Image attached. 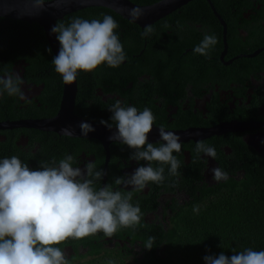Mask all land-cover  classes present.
<instances>
[{
	"label": "flooded vegetation",
	"instance_id": "1",
	"mask_svg": "<svg viewBox=\"0 0 264 264\" xmlns=\"http://www.w3.org/2000/svg\"><path fill=\"white\" fill-rule=\"evenodd\" d=\"M130 1L143 6L160 0ZM119 16L134 24L114 30L126 58L115 68L102 63L93 72L78 71L74 115L98 124H102L101 120L108 121L115 126L108 108L116 99L141 111L148 107L155 116L152 131L158 132V127L164 125L166 131L180 137L181 151L173 153L181 162L176 181L179 184L184 174L190 175L197 195L204 185L211 187L217 183L212 179L214 167L228 175L229 170L236 168L235 176H241L244 173L239 167L241 159L264 155V0H188L147 23L153 29L147 36H142L146 25ZM74 17L72 14L66 18L65 25ZM8 26L24 31L27 24L22 20L9 24L3 19L0 76L6 72L19 74L27 99L0 94V159L15 155L34 170L65 155H72L73 167L81 169L85 162L93 161L97 170L104 171L102 180L94 187L108 184L122 193L131 191V203L138 204L142 213L140 224L120 228L110 238L102 232L86 236L78 245L68 238L60 248L67 258L76 256V263L93 257L88 240L93 246L108 249L129 246L139 257L143 239H133L135 233L141 235L137 229L143 228L144 223L161 224L166 229L172 205L188 202L190 193L177 185L175 190H169V182L157 189L156 183L149 182L141 191L115 184L117 177L131 174L136 167L146 164L130 159L131 152L118 145L119 141L103 142L94 137L15 125L20 120L55 117L64 83L52 62L40 58L34 45L23 44L22 32L9 31ZM206 33L218 40L209 58L193 52ZM182 131H187L185 136L180 135ZM156 135L148 136V141L159 146L162 141ZM197 141L214 147L215 159L198 154ZM152 166L170 167L155 161Z\"/></svg>",
	"mask_w": 264,
	"mask_h": 264
},
{
	"label": "clouds",
	"instance_id": "2",
	"mask_svg": "<svg viewBox=\"0 0 264 264\" xmlns=\"http://www.w3.org/2000/svg\"><path fill=\"white\" fill-rule=\"evenodd\" d=\"M31 4L39 9L45 0H31ZM128 15L137 20L144 13L133 7ZM117 28V21L107 14L102 20L74 17L68 25L56 23L51 28L60 45L52 64L64 84L75 82L78 71L93 72L102 63L115 68L125 60L123 45L114 31ZM152 31L151 25H146L142 36ZM217 43L215 35L206 33L193 52L209 58L211 48ZM23 84L19 74L6 72L0 76V94L26 100ZM108 110L116 129L109 139L131 149L130 159L146 162L131 174L117 177L115 184L141 191L149 182H163L164 167L153 168V161L170 165V175L178 174L181 162L173 153L181 151L180 137L160 125L158 134L162 143L154 146L149 142L148 134L155 121L151 109L145 107L141 111L135 106H124L116 99ZM101 123L110 129L113 127L108 121L101 120ZM79 129L85 137L95 130L87 122H81ZM73 131L70 126L61 129L66 135H72ZM195 151L216 157L215 148L203 141H197ZM74 162L72 155H65L59 161L44 162L34 170L15 155L0 159V264H71L67 253L53 245L98 232L110 238L120 228L140 224L142 213L138 204L131 203V191L122 193L108 184L95 188L104 171L97 170L93 161L85 162L83 169L73 167ZM211 172L214 181L228 179V174L219 167L212 168ZM193 211L198 212L199 207L194 206ZM144 247H152L151 237ZM234 253L231 256L222 252L217 256L205 255L203 260L205 264H264V250L246 248Z\"/></svg>",
	"mask_w": 264,
	"mask_h": 264
},
{
	"label": "trees",
	"instance_id": "3",
	"mask_svg": "<svg viewBox=\"0 0 264 264\" xmlns=\"http://www.w3.org/2000/svg\"><path fill=\"white\" fill-rule=\"evenodd\" d=\"M145 2V0H133ZM100 13V15H98ZM74 14L86 20L100 19L103 15H111L118 23V29L130 28L133 23L121 18L116 12L107 7H84L72 11L58 19L56 23H66L65 19ZM3 19L7 23L17 22L11 18H0V27ZM27 24L24 31L20 27L8 26L7 30L16 33L22 32L21 39L26 46L34 45L40 58L52 62L53 56L48 51L49 46L45 39L43 28L36 22L22 21ZM121 32V31H120ZM2 32L0 31V34ZM2 40V39H1ZM127 147L124 144H118ZM128 151L132 152L128 147ZM122 156V155H120ZM244 173L236 177L233 170L227 180H220L211 187L204 185L196 193L194 180L184 174L178 184L176 176L169 174V167L164 168V180L156 183V189L169 182L173 191L176 187H185L190 193V200L183 204L174 203L166 229L161 224H143L135 233L133 239H143L139 257L129 246H115L108 249L106 246L89 244L93 257L82 263H76L74 257L68 258L71 264H205V255L217 256L221 252L227 256L234 252L252 248L254 251L264 250V155L249 156L241 159ZM168 180V181H167ZM177 185V186H176ZM176 186V187H175ZM188 186V187H186ZM168 189V188H167ZM138 203V200L135 201ZM194 206L199 211H193ZM143 235V236H142ZM152 238V247L145 248V243ZM84 240H76L72 244L78 245ZM62 242L56 245L59 247ZM98 254V255H97ZM96 255V256H95ZM130 257V258H128ZM131 260L132 263L128 261Z\"/></svg>",
	"mask_w": 264,
	"mask_h": 264
},
{
	"label": "water",
	"instance_id": "4",
	"mask_svg": "<svg viewBox=\"0 0 264 264\" xmlns=\"http://www.w3.org/2000/svg\"><path fill=\"white\" fill-rule=\"evenodd\" d=\"M188 0H160L152 5H137L130 0H49L45 1L42 8H33L31 0H0V17L11 18L14 20H22L27 22H36L44 30L46 40L53 55H57L59 51V42L56 39V34L51 32V28L56 24L57 19L64 15L88 6H103L107 7L119 15L136 22L143 26L147 23L158 19L159 17L169 13L175 7L187 2ZM138 7L143 10L144 15L137 20H133L128 15V10ZM217 14V13H216ZM76 80L72 84H64V91L60 101L58 113L53 118L49 119H26L20 120L15 125L32 126L46 130H52L59 134H63L61 129L70 126L74 131L70 136H82L79 124L81 122L90 123L95 129L89 132L86 137L98 138L105 142L116 131L115 126L111 129L105 125L98 124L92 121L77 118L73 113V103L76 92ZM10 124L6 125L9 126ZM243 124H241L242 127ZM187 131H182L180 135L185 136ZM157 134L158 132L151 131L148 136ZM85 137V136H83ZM106 143L104 144V148ZM108 154V152H107Z\"/></svg>",
	"mask_w": 264,
	"mask_h": 264
}]
</instances>
